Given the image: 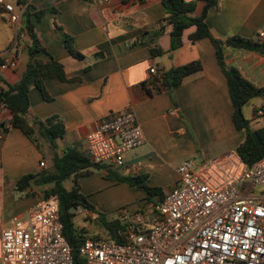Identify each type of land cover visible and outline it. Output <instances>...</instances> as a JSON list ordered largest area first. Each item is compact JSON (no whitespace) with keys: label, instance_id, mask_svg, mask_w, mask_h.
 I'll list each match as a JSON object with an SVG mask.
<instances>
[{"label":"crops","instance_id":"1","mask_svg":"<svg viewBox=\"0 0 264 264\" xmlns=\"http://www.w3.org/2000/svg\"><path fill=\"white\" fill-rule=\"evenodd\" d=\"M196 1V0H186ZM20 14L12 24L9 13L0 14V56L17 60V68L0 72V91L17 83L29 63V37L23 26L27 14L42 45L63 64L68 81L53 79L46 83L51 97L46 101L40 90H30V114L42 120L59 116L66 135L58 140L60 153L76 148L86 155V137L111 113L132 108L144 130L146 142L126 154L124 176L147 175L149 185L168 194L178 183V168L194 160L195 172L205 182L224 184L239 174L245 164L236 154L245 135L234 123V105L228 82L209 38L196 42L183 34V45L171 51V27L164 21L166 10L161 0H5ZM196 16L205 6L197 0ZM55 8L54 10H52ZM45 14L38 20L37 13ZM206 22L214 36L221 39L238 35L257 40L264 30V0H222L211 9ZM165 33L153 39V33ZM84 59L74 58L66 48L67 36ZM164 54L154 57L152 48ZM199 61L202 70L185 79L181 86L156 92L151 87L150 69L160 72ZM227 66L237 67L251 83L264 89V56L253 51L227 49ZM261 112V114H260ZM252 129L264 126V97L251 100L244 108ZM0 120V264L1 235L16 217L32 208L45 194L34 184L19 191L17 183L30 174L39 175L52 165L50 143L37 135L36 142L21 130L3 132ZM45 163L42 167L41 163ZM104 169L79 179L81 191L94 210L109 212L127 208L131 212L152 205L143 191L124 182L107 179ZM88 215L93 211L80 209ZM94 217V216H93ZM153 219V215H148ZM85 228V227H81ZM88 232V229L85 228ZM95 236L94 234H90ZM106 239H109L105 237Z\"/></svg>","mask_w":264,"mask_h":264},{"label":"built area","instance_id":"2","mask_svg":"<svg viewBox=\"0 0 264 264\" xmlns=\"http://www.w3.org/2000/svg\"><path fill=\"white\" fill-rule=\"evenodd\" d=\"M0 8L12 24L20 22L13 5L0 0ZM257 39L264 43V30ZM16 68L17 60L0 62V72ZM162 74L150 69L154 90L161 87L156 79ZM8 112L2 106L0 120ZM145 142L136 112L127 108L111 113L88 134L86 156L94 164L120 170L126 154ZM178 172L177 185L159 205L148 212L120 210L124 243L85 239L80 254L88 264H264V159L220 186L203 181L192 159L183 161ZM1 247V264H74L57 196L44 194L16 217L3 230Z\"/></svg>","mask_w":264,"mask_h":264},{"label":"trees","instance_id":"3","mask_svg":"<svg viewBox=\"0 0 264 264\" xmlns=\"http://www.w3.org/2000/svg\"><path fill=\"white\" fill-rule=\"evenodd\" d=\"M61 1V0H60ZM89 1V0H85ZM125 1V0H124ZM166 10L164 21L171 27V51L179 49L183 45V34L191 28L196 27V31L190 35V40L196 42L200 39L209 38L217 53L218 62L226 75L230 96L234 105V123L237 130L245 135L244 141L236 149V154L243 163L251 167L255 163L264 159V126L259 129H252L250 121L245 116L244 108L253 99L264 97V89L255 86L248 81L237 67L227 66L225 53L227 49L240 51H253L264 56V43L257 40L243 38L233 35L226 39L214 36L211 28L206 22L207 15L211 9H219L222 0H199L204 1L205 6L200 16H196V1L186 0H161ZM55 12V8H53ZM0 8V14L3 13ZM45 14L44 10L37 13L38 20ZM29 37L28 54L29 63L22 73L19 81L13 85H8L7 89L0 91V108H7L11 117L2 123L3 132L10 128L21 130L33 142H36L37 135L47 140L53 151L52 165L39 175L24 176L16 185L19 191H26L32 184L46 188L45 195L57 196L60 205L61 220L64 226V236L67 239L72 254L74 264H88L80 254V247L87 237L95 240H102L100 236H91L85 228L77 227L74 220L76 213L72 209L82 208L95 211L94 206L89 202L88 197L82 193L79 179L92 173L93 170H106L107 179L124 182L137 190L146 194L147 201L157 206L163 202L165 194L161 188L149 185L147 175L124 176L114 171L107 165L92 163L86 155L81 154L76 148H71L60 153L58 140L66 135L64 121L57 115L44 120L33 117L30 114V90L32 87L40 90L43 98L50 101L51 97L46 89V83L53 79L68 81L63 64L58 62L42 45L35 32V26L30 21L27 14V26L25 27ZM165 33V27H161L153 33L155 40ZM66 48L76 59L83 60L84 56L74 47V40L67 36ZM164 54V50L155 46L152 48L154 57ZM4 60L0 56V62ZM202 64L194 61L180 67L171 68L163 72L156 81L161 87L156 88V92L164 89H174L182 85L186 78L199 73ZM72 180L73 185L68 188L65 184ZM47 186L49 188H47ZM99 220L106 230L109 239L118 243H124L126 224L115 218L108 219L104 214L99 215Z\"/></svg>","mask_w":264,"mask_h":264},{"label":"rangeland","instance_id":"4","mask_svg":"<svg viewBox=\"0 0 264 264\" xmlns=\"http://www.w3.org/2000/svg\"><path fill=\"white\" fill-rule=\"evenodd\" d=\"M47 168H49V166ZM92 172L98 173L100 171L99 170H93ZM65 185L68 188H71V186L73 185L72 180H68ZM47 188H49V187L47 186ZM45 191H46V189H44V192ZM80 209H82V208L72 209V211H74L76 213V211L80 210ZM93 213L94 214L91 213V215H88L87 213L82 212V211H81V213H76V217L74 220L76 226L87 228L88 233L94 234L95 236H100L101 239H106L105 237L109 238L106 230L103 228V225L101 224L98 217H99V215L104 214L108 219L113 220V219L118 218L120 216V210L118 209V210H113V211H109V212H102L100 210H95Z\"/></svg>","mask_w":264,"mask_h":264},{"label":"water","instance_id":"5","mask_svg":"<svg viewBox=\"0 0 264 264\" xmlns=\"http://www.w3.org/2000/svg\"><path fill=\"white\" fill-rule=\"evenodd\" d=\"M23 20H24L23 26L26 27L27 26V19H26V17H24Z\"/></svg>","mask_w":264,"mask_h":264}]
</instances>
